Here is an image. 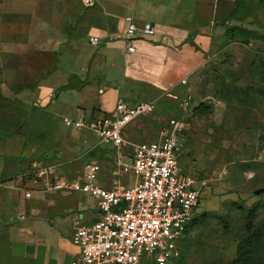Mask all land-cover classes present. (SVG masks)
<instances>
[{"label": "rangeland", "instance_id": "obj_1", "mask_svg": "<svg viewBox=\"0 0 264 264\" xmlns=\"http://www.w3.org/2000/svg\"><path fill=\"white\" fill-rule=\"evenodd\" d=\"M128 15L140 27L145 21L188 26L184 49H192L197 29L209 27L210 35L194 42L199 53L191 72L183 65L156 71L132 60L125 75ZM110 21L114 62L92 63L105 45L100 26ZM73 73L81 78L72 83L85 81V89H61ZM119 93L158 102L127 131L135 141L156 139L171 119L185 121L179 164L210 181L204 215L170 264H233L239 242L264 226V0H0V134L25 136L20 169L41 160L68 176L94 153L109 185L111 154L95 147L94 132L68 127L65 119L101 117L114 110ZM202 103L209 111L194 114Z\"/></svg>", "mask_w": 264, "mask_h": 264}, {"label": "built area", "instance_id": "obj_2", "mask_svg": "<svg viewBox=\"0 0 264 264\" xmlns=\"http://www.w3.org/2000/svg\"><path fill=\"white\" fill-rule=\"evenodd\" d=\"M125 21L127 52H135L139 31L146 37L156 34L151 23L140 29L134 15ZM92 43L100 40L95 37ZM157 104L119 99L114 110L101 117L65 119L68 127L94 132L99 139L95 147L111 154L109 185L96 156H88L81 171L68 176L59 164L44 165L41 160L21 173L23 184L40 185L44 193L70 192L95 200L98 219L91 224L75 221L73 243L80 255L71 264H170L191 234L210 181L185 172L179 164L180 138L188 124L171 119L154 140L135 141L127 135L138 120L157 110ZM127 175H133L132 183L124 180ZM31 195L26 192L27 198Z\"/></svg>", "mask_w": 264, "mask_h": 264}, {"label": "crops", "instance_id": "obj_3", "mask_svg": "<svg viewBox=\"0 0 264 264\" xmlns=\"http://www.w3.org/2000/svg\"><path fill=\"white\" fill-rule=\"evenodd\" d=\"M145 23H151L156 34L146 37L139 31L136 41L133 42V53L127 52L125 46L123 47V73L127 75L133 70L132 60L144 67L151 66L156 71L164 72L183 65L191 72V66L197 64L199 52L198 46L191 44L193 41L189 43L192 49L182 48L189 39L190 28L177 23L163 26L149 21L138 27L141 29ZM100 27L99 30L106 37L105 45L101 53L94 55L92 63L99 60L104 64H113V42L116 38L113 22ZM203 28L205 27L196 30L198 32L194 42H200L209 36L201 32ZM124 38L125 35L123 41ZM65 85L67 84L63 86ZM163 92L158 96L164 94ZM118 97L124 99L121 93ZM96 108L98 107L93 106L91 112ZM107 111L110 112L108 109ZM25 141V136L20 133L0 134V264H71L80 255L79 247L73 243L75 221L81 220L85 224L96 221V202L86 195L70 192L44 193L40 191V185L23 184L20 175L25 169H20V162L25 157ZM27 191H32L29 198L26 197ZM90 200L94 204H89Z\"/></svg>", "mask_w": 264, "mask_h": 264}, {"label": "trees", "instance_id": "obj_4", "mask_svg": "<svg viewBox=\"0 0 264 264\" xmlns=\"http://www.w3.org/2000/svg\"><path fill=\"white\" fill-rule=\"evenodd\" d=\"M56 70V69H55ZM79 78L78 75L73 74L70 76L67 85L62 86L61 89H71V90H81L86 86L85 81H80V85H74L72 83L73 78ZM209 111V107L205 104H200L199 106L193 109V113L196 115H202ZM90 156H95L94 153H91ZM254 210H250L246 215V225L247 228H252V220L254 218ZM204 214H201L195 219L193 228L196 226V223ZM233 264H264V226L255 230L248 237L241 240L237 246L236 258L233 261Z\"/></svg>", "mask_w": 264, "mask_h": 264}, {"label": "water", "instance_id": "obj_5", "mask_svg": "<svg viewBox=\"0 0 264 264\" xmlns=\"http://www.w3.org/2000/svg\"><path fill=\"white\" fill-rule=\"evenodd\" d=\"M210 28L209 27H205V28H203V29H201V32L203 33V34H209L210 35ZM192 45H195V43L194 42H192L191 43ZM238 85H243V82L242 81H240L239 83H238Z\"/></svg>", "mask_w": 264, "mask_h": 264}]
</instances>
